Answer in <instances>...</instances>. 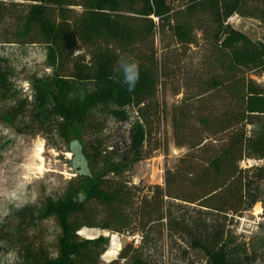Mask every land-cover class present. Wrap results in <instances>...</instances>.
Instances as JSON below:
<instances>
[{
  "label": "trees",
  "instance_id": "obj_1",
  "mask_svg": "<svg viewBox=\"0 0 264 264\" xmlns=\"http://www.w3.org/2000/svg\"><path fill=\"white\" fill-rule=\"evenodd\" d=\"M232 15L264 25V0H0L3 42L41 37L57 61L70 63L50 91L64 123L84 119L88 98L130 108L133 140L149 158L161 147L159 92L169 85L181 95L171 108L173 143L186 149L165 168L162 185L134 184L116 172L92 174L73 140L77 184L57 198L23 205L15 225L0 228V243L14 251L15 264H261L236 226L255 204L264 210V168L241 166L264 154V143L247 131L264 120L252 78L264 49L233 39ZM2 61L0 88L8 91ZM122 62L138 64L133 90L124 83ZM76 86L84 94L69 100ZM48 219L60 228L54 254L37 230ZM97 228L130 238L109 262L101 259L104 236L78 234Z\"/></svg>",
  "mask_w": 264,
  "mask_h": 264
},
{
  "label": "rangeland",
  "instance_id": "obj_2",
  "mask_svg": "<svg viewBox=\"0 0 264 264\" xmlns=\"http://www.w3.org/2000/svg\"><path fill=\"white\" fill-rule=\"evenodd\" d=\"M227 23L234 30V40L245 37L264 49L262 23L239 15L230 16ZM0 58L3 60L1 66L9 70L8 91L0 88V228H12L16 223L15 212L23 205L34 204L46 196L57 198L68 186L77 184L78 176L74 169L79 166L73 165V154L69 149L73 140L79 142L82 157L92 174L106 177L116 172L134 184L162 185L165 168H173L185 152V148L176 147L173 143L171 108L181 95H174L169 85L159 92L164 106L159 133L161 147L144 159L139 153V145L133 140L137 122H134L130 108L99 106L97 100L88 98L86 108L89 112L84 119L71 117L64 123L54 113L57 107L50 91L57 78H66L65 75L71 71L70 63L57 61L49 44L41 37L11 43L0 39ZM255 70L252 78L256 83V95L264 100V61L257 64ZM84 91L76 86L67 96L72 100L75 96L81 97ZM75 105L71 103V106ZM247 131L264 143V120L262 126H248ZM39 144L44 169L41 173L28 174L26 167L31 162L30 156ZM259 156V159H249L250 163L242 161L241 166L264 168V154L259 153ZM252 160L256 163L252 164ZM263 185L264 180L259 187L264 189ZM236 227V232L251 242L259 263L264 264V210L261 203L245 212ZM37 230L48 251L54 254L60 228L48 219L42 221ZM80 230L78 233L83 236ZM108 233L104 236L108 247L101 256L105 262L115 259L122 246L130 241L124 235ZM114 236L119 250L105 258ZM15 263L14 251L0 243V264Z\"/></svg>",
  "mask_w": 264,
  "mask_h": 264
},
{
  "label": "bare ground",
  "instance_id": "obj_3",
  "mask_svg": "<svg viewBox=\"0 0 264 264\" xmlns=\"http://www.w3.org/2000/svg\"><path fill=\"white\" fill-rule=\"evenodd\" d=\"M41 152H42V148H41V145L39 144L38 146H36V149L34 150L32 155L30 156L31 162L29 163L28 167H26L27 168L26 171L28 174H33L35 171L38 173H41V171L44 169L43 164H42V159L40 157ZM97 233H98V229H87V230L82 232V234L86 237H91ZM118 247H119V244H118L117 237L114 236L111 239V245H110L109 249L106 251L104 257L109 258V257L115 255L116 250H119Z\"/></svg>",
  "mask_w": 264,
  "mask_h": 264
},
{
  "label": "clouds",
  "instance_id": "obj_4",
  "mask_svg": "<svg viewBox=\"0 0 264 264\" xmlns=\"http://www.w3.org/2000/svg\"><path fill=\"white\" fill-rule=\"evenodd\" d=\"M121 68L124 75V83L129 87V90H133L139 79V71L137 63H121Z\"/></svg>",
  "mask_w": 264,
  "mask_h": 264
},
{
  "label": "water",
  "instance_id": "obj_5",
  "mask_svg": "<svg viewBox=\"0 0 264 264\" xmlns=\"http://www.w3.org/2000/svg\"><path fill=\"white\" fill-rule=\"evenodd\" d=\"M79 234V233H78ZM109 234V233H108ZM80 235V234H79ZM106 235V232L105 231H101L100 229H98V233L97 234H95V235H93V236H91V237H86V236H84L85 238H88V239H94V238H97V237H99V236H105Z\"/></svg>",
  "mask_w": 264,
  "mask_h": 264
},
{
  "label": "built area",
  "instance_id": "obj_6",
  "mask_svg": "<svg viewBox=\"0 0 264 264\" xmlns=\"http://www.w3.org/2000/svg\"><path fill=\"white\" fill-rule=\"evenodd\" d=\"M76 54H78V52H76L75 55H76ZM246 161H247L248 163H250V160H249V159H247ZM255 163H256V161H255V160H252V164H255Z\"/></svg>",
  "mask_w": 264,
  "mask_h": 264
}]
</instances>
